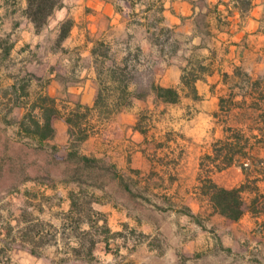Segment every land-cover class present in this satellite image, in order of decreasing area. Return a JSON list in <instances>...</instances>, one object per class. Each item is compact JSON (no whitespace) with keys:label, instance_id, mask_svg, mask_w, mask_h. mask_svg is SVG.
Returning a JSON list of instances; mask_svg holds the SVG:
<instances>
[{"label":"rangeland","instance_id":"374dc122","mask_svg":"<svg viewBox=\"0 0 264 264\" xmlns=\"http://www.w3.org/2000/svg\"><path fill=\"white\" fill-rule=\"evenodd\" d=\"M160 10L159 5L153 7L141 22L157 53L140 48L141 30L132 33L129 45L107 41L98 46L94 98L106 70L123 65L125 56L129 85L136 93L143 92L148 76L156 81L161 71L156 62L161 57L184 66V82L172 86L178 101L163 103L150 92L142 102L134 103L137 98H133L120 112L111 106L91 111L72 128L70 139L60 117L52 120L53 137L42 144L28 137L19 124L28 126L30 120L39 119L44 96L53 104L48 101L43 106H54L59 115L87 104L66 86L56 99L48 95L46 64L38 66L40 75H35L20 60L1 59L0 53V264H30L23 256L30 250L41 257L39 264L47 259L56 264H264V70L255 74L234 66L210 86L209 97L198 96L194 80L205 70L197 57L189 58L185 51L175 54L178 48L184 50L183 40L170 28L160 31L168 28L162 25ZM197 20L205 23L201 16ZM71 23L66 18L61 28ZM41 29L43 46H53L54 33L45 26ZM3 34L0 30V41L12 45L13 37ZM41 51L38 56L44 58ZM67 70L57 71L66 81H74ZM255 79L261 81L259 88L251 86ZM104 94L110 102L118 96L115 91ZM121 113L130 115L129 122L118 124ZM64 124L67 129H61ZM79 128L89 137L96 136L95 144L79 142ZM128 128L132 131L127 133ZM225 137L239 139L241 146L246 143V155L240 148V163L213 170L205 162L200 170L202 157L213 155L217 141ZM122 139L128 140V148H119L123 142L117 140ZM74 145L80 154L114 164L121 181H109L102 190L87 189L72 208L68 193L77 188L62 180L68 178L66 157ZM207 174L221 187L242 190L247 210L239 220L230 221L214 211L204 194L202 178ZM103 224L108 234L102 231ZM79 240L84 247H79ZM90 240L96 243L88 257Z\"/></svg>","mask_w":264,"mask_h":264},{"label":"crops","instance_id":"0c3cea01","mask_svg":"<svg viewBox=\"0 0 264 264\" xmlns=\"http://www.w3.org/2000/svg\"><path fill=\"white\" fill-rule=\"evenodd\" d=\"M243 2L246 7H242ZM157 5L161 6L162 25L176 31L183 40L184 50L178 48L175 54L185 51L187 57H197L205 70L194 80L198 96L209 97L210 86L218 84L220 75L234 66L242 65L255 74L264 70V0H61L44 25L54 33L56 42L47 47L41 40L44 30L37 31L24 14L26 0H0V30L5 32L3 35L13 37L8 57L20 60L35 75H40L38 66L46 64L43 72L49 78L48 95L55 98L59 89L66 86L71 95L88 105L94 100L96 65L100 60L93 53L96 45L107 41L129 45L128 38L141 30L144 35L137 41L140 48L157 53L148 28L141 23ZM200 16L205 19L203 25L198 23ZM66 18L72 23L60 38L61 24ZM130 21L139 23L130 24ZM41 50L44 58L38 56ZM156 63L161 70L156 78L159 85L172 87L180 83L184 66L179 61L160 57ZM61 68L69 69L76 79L66 81L57 71ZM139 101L142 99H134V103ZM117 117L121 124L129 122L130 115L121 113ZM63 127L60 128L67 129L66 124ZM95 137L88 136L84 142L95 144ZM117 141L123 142L118 144L119 148H128V140ZM96 149L97 144L92 151ZM23 256L30 264H39L41 259L29 251ZM46 264L56 262L47 259Z\"/></svg>","mask_w":264,"mask_h":264},{"label":"trees","instance_id":"16d2710c","mask_svg":"<svg viewBox=\"0 0 264 264\" xmlns=\"http://www.w3.org/2000/svg\"><path fill=\"white\" fill-rule=\"evenodd\" d=\"M60 3L61 0H26L24 14L33 23L35 29L38 31L47 23L48 17L52 14L54 9L60 5ZM242 7H246L245 2L242 3ZM68 29L69 25L66 28L63 26L59 37H64ZM160 31L169 32V28H161ZM102 45L103 42L98 43V45L94 48L93 53H98V46ZM0 47L2 48L1 59H3L9 54L11 44H6V41L1 40ZM127 60L128 58L125 56L123 58L124 62L122 61L123 65L113 64L106 70L105 82L100 83L102 86L98 87L96 96L91 106L77 105L75 108L68 110L66 114L59 115L54 106H43V102L49 101L53 104V99L44 96L41 98L42 103L38 106L40 109L39 119L30 120V125L28 126H24L20 123L19 128L23 129L28 137L34 139L39 144H42L47 139L53 137V118L60 117L63 119V121L67 124V132L70 139L73 134L72 128L74 126H79L81 121L86 118L87 114L91 111L111 106L114 112H120L132 104L133 98L143 99L148 96L150 92H153L155 97L163 103H175L178 101L179 94L177 90L174 87H164L159 85L156 83L154 76H148L146 81L147 88L143 92L136 93L129 85L130 79H128L127 76L129 73L127 71ZM242 75L246 76L244 72H242ZM246 79L249 80V76H247ZM181 82H184L183 74ZM260 85V79H255L251 83V86L254 88H259ZM104 91H115L118 93V96L110 102L109 96L105 95ZM219 101L221 104L223 99L220 98ZM230 128L231 127H227V130ZM79 132L81 133L79 142H82L88 137V134L85 129L82 128H79ZM217 142L219 147L214 150L215 153L213 155L205 154L200 160V170L203 168L205 162L208 163L206 166L209 167L210 165L213 170H221L236 163H240V148H242V156L246 155V143L242 141L241 146L239 139L232 140L229 137H225ZM53 148H55V146H53ZM66 160L70 162V167L66 168L68 178H64L62 181L64 183H74L77 188V191L71 190L68 193L70 206L72 208L78 206L80 194L85 192L87 189L91 188L102 190L109 181L114 179H119L121 181V177L118 175L114 164H107L95 156L80 154L75 148V145L68 149ZM243 166L244 165L242 164V167ZM202 182L204 183V187L206 189L204 194L208 198L214 211L218 212L230 221H237L241 218L247 209L241 196L242 190L239 187H221L211 179L209 174L202 178ZM101 227L105 234L109 233V229L105 224ZM117 234L118 232L112 233V235ZM108 238V236L103 237V242L107 243ZM79 241V247H84L85 242L82 240ZM95 243V240H90L88 242L86 250V255L88 257L92 254ZM74 251L79 253V248H74ZM30 253L35 255L33 250H30Z\"/></svg>","mask_w":264,"mask_h":264}]
</instances>
